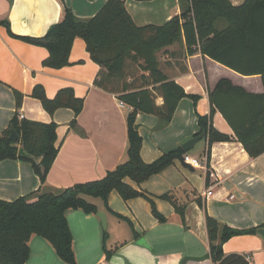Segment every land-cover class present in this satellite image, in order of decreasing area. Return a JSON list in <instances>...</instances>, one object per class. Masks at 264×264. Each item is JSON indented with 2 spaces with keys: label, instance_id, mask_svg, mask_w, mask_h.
Returning <instances> with one entry per match:
<instances>
[{
  "label": "crops",
  "instance_id": "obj_1",
  "mask_svg": "<svg viewBox=\"0 0 264 264\" xmlns=\"http://www.w3.org/2000/svg\"><path fill=\"white\" fill-rule=\"evenodd\" d=\"M64 1L82 19L96 15L107 2ZM244 1L231 0L234 5ZM126 8L138 26L163 25L182 13L180 0H126ZM63 13L60 0H0V21H8L16 35L41 37L62 19ZM186 48L182 37L159 50V68L186 93L199 98L194 101L183 97L166 124L157 115L138 113L136 123L143 137L141 153L145 162L182 148L187 140L199 135L198 115L211 113L209 94L220 79L228 78L249 92H264L260 75H241L200 51L188 55ZM48 54L45 47L14 37L6 25H0V135L16 112L14 90H17L24 94L19 109L24 118L57 123L59 145L43 185L30 162L0 160L1 199L12 201L40 187L42 191L58 192L76 183L97 180L128 158L127 117L132 107L126 103L122 107L116 94L94 85L100 66L91 58L85 40L80 37L74 40L68 66L59 69L44 66ZM37 85L44 88L49 98L64 87H72L76 96L83 98L75 127L71 126L75 117L72 108H59L50 114L32 96ZM212 124L218 131L235 137L234 129L221 112L213 114ZM187 155L208 160L207 166L197 168L184 158L176 159L140 185L127 179L132 186L152 195L166 221L161 222L153 215L145 198L124 200L116 190L109 196L113 212L106 210L103 201L96 204L99 211L106 213L107 224L113 226L106 243L109 255L103 248L104 233L97 213L69 209L66 216L78 264H215L210 256L206 213L237 229L264 223V153L252 157L236 139L210 144L206 135ZM208 171L214 173L209 182ZM211 186H214L212 195L204 197L202 192ZM164 194L174 195L180 205H185L184 218L168 200L161 198ZM140 239L146 245L138 243ZM30 247L32 253L27 264H67L43 237L33 235ZM223 249L226 254L245 255L251 264H264V240L259 234L234 236L224 243Z\"/></svg>",
  "mask_w": 264,
  "mask_h": 264
},
{
  "label": "trees",
  "instance_id": "obj_2",
  "mask_svg": "<svg viewBox=\"0 0 264 264\" xmlns=\"http://www.w3.org/2000/svg\"><path fill=\"white\" fill-rule=\"evenodd\" d=\"M60 1L64 9L62 19L52 24L41 37L16 35L6 20L0 21V25H6L14 37L45 47L49 54L43 64L55 69L71 64L70 52L76 38L85 40L91 58L100 66L94 85L116 94L132 107L127 117L128 158L97 180L76 183L58 192L42 191L40 187L12 201L0 198V264H27L32 253L30 239L33 235L48 240L65 263L78 264L66 212L81 209L88 214L97 213V205L89 202L87 196L101 199L110 212L113 211L109 196L114 190L124 200L143 197L149 201L152 213L159 221L167 220L150 193L127 182L130 179L140 185L187 154L179 147L152 162L142 158L143 137L136 123L138 113L157 115L166 124L183 97H191L194 101L199 98L186 93L181 85L162 72L157 57L159 50L184 37L188 55L200 51L241 75H260L264 84V0H245L240 5H234L231 0H180V15L163 25L145 26L136 25L126 8V0H107L98 13L88 19L77 17L64 0ZM14 94L16 112L0 135V160L30 162L43 185L59 152L58 125L56 122L20 119L24 94L17 90ZM32 96L38 98L50 114L59 108H72L75 117L71 126L77 125L84 100L76 96L72 87L61 88L49 98L44 88L37 85ZM209 98L211 113L198 115L199 134L205 131L210 144L236 139L252 157L264 153V92H249L230 79L222 78ZM216 111L221 112L232 126L235 137L214 128L212 117ZM12 128L19 135L16 141L10 139ZM20 148L31 155L42 156L41 162L21 156ZM207 155L209 159L210 151ZM161 198L168 200L184 218L185 205H180L174 195L164 194ZM198 202L202 205L201 198ZM206 225L210 256L215 264H251L243 254H226L223 245L234 236L258 234L264 223L237 229L206 213ZM108 235L104 231L103 248L107 255L111 254L106 246Z\"/></svg>",
  "mask_w": 264,
  "mask_h": 264
},
{
  "label": "water",
  "instance_id": "obj_3",
  "mask_svg": "<svg viewBox=\"0 0 264 264\" xmlns=\"http://www.w3.org/2000/svg\"><path fill=\"white\" fill-rule=\"evenodd\" d=\"M206 136V132L203 131L201 134L199 135H196L194 137H192L191 139L187 140L183 145H182V148L185 150V151H189L192 147H194V145L202 138H204ZM10 139L11 140H18L19 139V135L17 134V132L15 131L14 128H12V132H11V135H10ZM19 154L21 156H24V157H27V158H31L33 159L35 162L37 163H40L41 160H42V156H34V155H31L29 153H27L23 148H20L19 149ZM97 215L100 217L101 219V222H102V225L104 227V229L107 228V216H106V213L103 212V211H98L97 212ZM258 234L263 238L264 240V227H261L258 229ZM138 243L140 244H144L146 245V242L144 239H140L138 241Z\"/></svg>",
  "mask_w": 264,
  "mask_h": 264
},
{
  "label": "built area",
  "instance_id": "obj_4",
  "mask_svg": "<svg viewBox=\"0 0 264 264\" xmlns=\"http://www.w3.org/2000/svg\"><path fill=\"white\" fill-rule=\"evenodd\" d=\"M120 104H121L122 107L126 106V104L124 102H122V101L120 102ZM19 118L20 119L24 118V114L21 111L19 112ZM184 161L186 163L191 164L194 167H197V168H202V167H206L207 166V161L206 160L202 161V160H200V159H198L196 157H193V156H190V155H187V154L184 155ZM210 176L214 177V173H210ZM213 187L211 186V187L207 188L206 190H204L202 192V195L204 197L212 195ZM231 198H232V196H231Z\"/></svg>",
  "mask_w": 264,
  "mask_h": 264
},
{
  "label": "rangeland",
  "instance_id": "obj_5",
  "mask_svg": "<svg viewBox=\"0 0 264 264\" xmlns=\"http://www.w3.org/2000/svg\"><path fill=\"white\" fill-rule=\"evenodd\" d=\"M86 199H87L89 202L94 203V204H97L98 202H99V204H101V202H102L101 199H99V198H94V197H88V196H87ZM112 228H113L112 225L109 226V225L107 224V228L104 229L103 225L101 224V229H102L103 233H104V231H107V232L109 233V232L112 230Z\"/></svg>",
  "mask_w": 264,
  "mask_h": 264
}]
</instances>
